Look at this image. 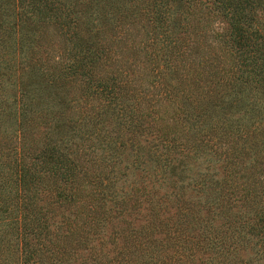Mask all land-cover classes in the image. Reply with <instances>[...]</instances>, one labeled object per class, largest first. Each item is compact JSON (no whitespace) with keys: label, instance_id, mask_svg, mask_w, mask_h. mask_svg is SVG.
<instances>
[{"label":"trees","instance_id":"obj_1","mask_svg":"<svg viewBox=\"0 0 264 264\" xmlns=\"http://www.w3.org/2000/svg\"><path fill=\"white\" fill-rule=\"evenodd\" d=\"M0 264H264V0H0Z\"/></svg>","mask_w":264,"mask_h":264},{"label":"rangeland","instance_id":"obj_2","mask_svg":"<svg viewBox=\"0 0 264 264\" xmlns=\"http://www.w3.org/2000/svg\"><path fill=\"white\" fill-rule=\"evenodd\" d=\"M212 175L213 177H221V167L217 164V162H214L212 165Z\"/></svg>","mask_w":264,"mask_h":264}]
</instances>
